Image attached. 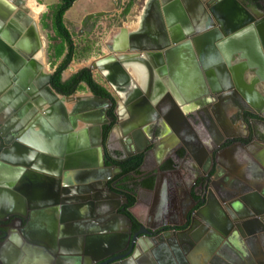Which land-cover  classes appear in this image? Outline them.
<instances>
[{
  "label": "water",
  "instance_id": "obj_1",
  "mask_svg": "<svg viewBox=\"0 0 264 264\" xmlns=\"http://www.w3.org/2000/svg\"><path fill=\"white\" fill-rule=\"evenodd\" d=\"M150 1L135 30L121 28L108 47L110 54L87 68L98 71L114 93L121 95V102L94 95L91 99L104 102L107 108L114 106V117L109 118L115 123L113 130L129 112L125 131L130 135L128 140L139 144L120 160L150 150L161 152L164 158L172 153L181 133L192 137L195 144H182L187 151L196 148L206 157L198 185L203 206L190 210L184 216L187 224L176 225L179 229L162 227L156 232L157 227L141 224L133 232L131 220L118 211L126 202L125 196L108 185L121 168L107 166L99 153L103 148L100 120L83 118L78 107L68 114L65 101L72 96L60 95L52 88L51 74L41 72L34 79L37 69H18L10 82L0 81V99L7 104L10 100L8 106L14 113L0 127V147L4 145L0 152V223L7 228L14 220L20 224L27 216L28 220L22 229L23 243L14 244L13 229L1 230L0 264H264V168L256 163L247 168L262 186L250 191L246 189L247 181L225 177L219 167L223 145L232 143V150L248 152L259 141L264 144L258 127L264 128V56L251 58L245 40L240 39L248 36L254 21L241 22L243 15L239 13L236 20L243 24L235 28L231 23L225 25L232 21L231 9L219 1L206 5L200 13L194 10L200 16L195 24L201 25L191 29L186 20H177L184 14L180 7L172 5V0ZM13 11L16 10L0 0V45L4 44L5 50L11 46L6 43L11 33L24 32L28 26L26 21L21 29L17 27L23 14ZM98 16L105 13L88 15L83 28ZM235 38L239 41L233 49ZM254 42L259 45L257 40ZM32 47L29 42V56H34L41 45ZM196 55L202 73L194 65ZM258 61L263 64L255 65ZM171 67L178 68L185 83L186 91H180L179 97L169 94L173 91L167 74L172 72ZM128 70L131 74H127ZM24 75L29 79L24 81ZM146 79L149 83L144 92ZM62 80L65 81L63 74ZM21 91L27 94L23 101L19 100ZM238 100L249 107L250 119L239 114L237 122L246 128L234 134L226 130L221 118L226 117L224 105ZM162 104L170 106L175 125L168 123L165 116L164 130L158 127L157 141L149 146L143 131L152 124V115ZM218 106L223 109L220 115L216 112ZM199 113H204L215 133L211 143L201 142L202 128L196 125L192 130L187 123L190 115L200 119ZM78 120L96 125L97 142L89 140L87 130L75 132ZM169 126L176 128L169 132ZM238 138L241 140L236 142ZM168 141L172 144L166 146ZM206 210L217 214L216 226L200 221Z\"/></svg>",
  "mask_w": 264,
  "mask_h": 264
},
{
  "label": "crops",
  "instance_id": "obj_2",
  "mask_svg": "<svg viewBox=\"0 0 264 264\" xmlns=\"http://www.w3.org/2000/svg\"><path fill=\"white\" fill-rule=\"evenodd\" d=\"M2 1L7 6H10L16 10L13 11V14H15V12L23 13V18L25 22L28 21V26L27 28H25V31L26 30L34 31L35 42L36 43L39 42V44L41 45V52L42 53L43 51L45 52V55L47 57L48 67L50 68L51 66L49 64L47 51L49 46V38L51 37L52 32L46 30L45 27H43L45 25V24L43 25V16L46 17L48 15V9L56 5L58 3V0H2ZM79 1L80 0L75 1L71 7H73ZM112 4L113 7L99 12L101 13L109 12L110 13L109 18H113V17L116 18L118 22H120L122 26L125 27L126 26L125 22H127L128 15L131 14V8H134L135 6L133 4V0H112ZM240 5L241 6L239 8L238 7L234 8L232 19L233 18L237 19V15L241 12V10H243V12H246L247 15L250 16V18L254 19V22L251 24L252 33L251 32L249 33V38L245 37V39L244 38H240V39L242 42L245 40L244 45H246L249 48V55L251 56V58L257 59V57L264 56V7L253 6L248 4L244 6L243 4ZM145 7L146 5L143 6V8L141 7V9L139 10L138 20L139 17L143 15L142 12ZM123 12H127L125 17H123ZM86 14L87 13H85L83 17ZM236 26L237 25H235V27ZM67 29L69 30L68 27ZM120 29L116 34L109 35V38H107V45H106L107 53L103 57H106L110 54V50L108 49V47L115 42ZM86 40H87V36L82 37L80 39L78 38L77 42L79 44V43H83ZM255 40L258 41L259 45H257V43L254 42ZM237 41H239L238 38H235L233 40L232 43L234 47L236 46ZM93 54H94V50H92L87 55L89 61L93 60L90 66L103 58V57L101 58L99 57L96 60V58L93 57ZM120 57H122V55ZM83 60H87V59L85 58ZM72 62H75V60ZM58 63H60V61ZM258 63H255V65L260 66L263 64L260 63L259 61ZM89 67L85 66L83 69H87ZM54 69L55 68L52 69L53 72ZM259 70H263V69L260 68ZM66 71L67 69L63 72V75H65L64 73ZM95 72H97L99 77L102 78L101 74L98 71ZM127 72H128L127 74H131V70H128ZM172 74L173 73L170 71L169 83L171 85L170 88L173 91H169L170 92L169 94L173 97L176 96L179 97L181 95L180 91H183V89H185L186 91L185 83L181 80L180 82L176 81ZM72 75L64 77L65 81L68 80ZM94 77H95L94 80L98 82L100 85H102L104 88H106V90L112 95L115 101L121 102L119 100V96L121 97V95L115 94L113 88L110 87L103 80V78H102L103 83H101L98 80H96L95 73L93 74V78ZM92 96L93 95L87 88L82 92H76L74 95H72V97L69 100H66L65 102L67 113L70 114L74 110V108L78 107L79 114L82 115V117L85 119L93 118L97 120L102 118L103 106L105 103L104 102L101 103L97 100L91 99ZM128 118H129V113L128 111H126V118L121 119L119 121L120 125H117V127L113 131L114 137H116L117 140L119 141L126 142L130 136L125 131V123L127 122ZM121 125L123 126L121 127ZM207 128L209 127L207 126L205 129L202 128V130H200L199 133L200 136L199 138L200 140H202L201 142L203 143H207V142L211 143V141L214 140L212 139V137H214L212 136L214 132L213 131L211 132L210 128L209 129ZM229 128L234 134L244 132L243 128L239 127V125L236 123L234 125H230ZM82 130H87L86 136L89 138V140L92 143L97 142L98 139L97 135L99 133V130H97L96 125L87 124L86 122H82L78 120L76 123L75 132H79ZM259 132L264 136L263 127L260 126ZM146 137L148 138L147 135ZM168 137H174V136L169 135ZM176 138H177L176 139L177 145L174 147L173 149L174 151L171 156L161 158L162 157L161 152L159 151L153 152L150 150L149 152L146 153L143 165L141 166L140 169L141 175L140 176L132 175L134 178L140 179L142 176L155 173L159 168L161 171L162 165L165 162H167V160H172L176 166V170L173 171L175 172V176L169 177V179L164 178V180L160 178L156 188L152 190L145 189L142 187L136 188V203L131 209V212L141 224H145L146 226H155L158 223H166V224L170 223L172 226L179 224L183 225V223L185 222L184 216L188 214V212L192 208L199 209L203 206V204L199 202V194L197 191V187L193 186V180L191 179V177L192 175L194 177L198 172H201V169L205 166L206 157L203 156V154L200 151H198L196 148L191 147L190 152L187 151L185 146L182 144L183 141L193 142L195 144V140L192 137H189L188 135H184L181 133V135ZM239 140L240 139L238 138L235 141L238 142ZM171 141L175 142L174 139H171ZM110 146H112V144H110ZM194 146L196 147V145ZM128 148L131 149L132 145L128 144ZM112 150L121 151V146L119 149H112ZM179 152L184 153L183 157L179 156ZM251 163H256L260 167L264 168V144H262L260 141L256 143V146L252 147L251 150L248 152L241 148H237L234 151L232 150L231 147H226L224 151L220 152L219 167L224 170L225 177L226 175H231L235 179H241V178L244 179L245 181L248 182V186H249V188L246 187V189L250 191L261 189L262 187L258 182H256L258 179L255 178L251 174V172L248 171L247 169ZM168 172L170 171H165L163 173L167 174ZM180 177L182 178L181 179L182 181H180ZM73 218L76 219V215L73 216ZM200 221H202V223L208 222L211 225L215 224L214 226H216L217 214H215L212 211L206 210L202 212V218Z\"/></svg>",
  "mask_w": 264,
  "mask_h": 264
},
{
  "label": "flooded vegetation",
  "instance_id": "obj_3",
  "mask_svg": "<svg viewBox=\"0 0 264 264\" xmlns=\"http://www.w3.org/2000/svg\"><path fill=\"white\" fill-rule=\"evenodd\" d=\"M147 1L148 0H143L142 5H141L142 8H143V6H145ZM219 1L222 2L223 5H226V4L228 5V7L231 9V14H233L234 8H237V7L239 8L241 6L240 4H243V6L248 4V5H253V6H263L264 7V0H176V1L172 0V5H175L176 7L177 6L180 7L182 9V11H183V14H184V16L183 15L177 16V20H179V19L183 20L184 19L189 24V27L191 26L190 27L191 29H193L195 27L197 29L198 25L200 26L201 23L195 24V21H196V18L197 17L200 18V16L197 15V14H194V10H196V13L197 12L200 13L201 12L200 10L203 7H205L206 5H209V4H213L214 5L215 3H220ZM152 5H154V2L151 3V6ZM141 7H140V9H141ZM226 11L229 13V9H227ZM240 14L243 15V18H242L243 20L241 21L243 23H246V22H248L247 20L252 19V18H250L249 15H247L246 12H243V10H241ZM231 20L232 21L227 22L225 25H229L231 23V26L233 28H235V25L239 26V25L243 24V23L237 22V20L234 19V18L233 19L231 18ZM252 20L254 21V19H252ZM24 22H25L24 18H20L19 22L17 23V27H20V29H21V24L23 25ZM225 25H223V26L225 27ZM27 31L28 30L23 32L22 30H20L19 34L18 33H11V35L9 36L10 37L9 42L8 41L6 42V43H8V45H11L9 47V50L3 49V45L4 44L0 45V81L3 80L4 84L6 82H10L12 80V77L14 75H16V74H13V72L15 70H18V69L26 68L30 72L35 70V69H37V74L35 73V76L32 77L34 79H37L38 75H40L41 72L43 74H48L45 71H43V69H42L43 68V63H42V59L38 58L39 53L37 54V56L36 55L33 56L32 54H31V56L28 55L29 54L28 43L30 42L32 44V46L34 47V46L38 45L39 42H37V44L35 45V43H33L34 39H32L31 36L29 37L28 40L23 39V38H26V35H27L26 32ZM13 32H14V30H13ZM247 37H249V34H248ZM190 45L193 46L192 41L190 42ZM231 46H232L233 49H235L233 43L231 44ZM39 51H40V49H39ZM193 53H195V52H193ZM42 55H43V53H42ZM196 61H197V63L194 64L195 68L197 67L196 69H200V71L202 73V69H201L202 66L199 64L200 60L197 57V55H196ZM198 64H199L200 67L198 66ZM230 64L234 65V61L232 63H230ZM38 65H40L41 68L38 69ZM143 68H144L145 75L148 78L147 69L144 66H143ZM226 68H228V67H226ZM6 69H8L7 72H6ZM191 69H194V66H191ZM219 71H221V70H219ZM52 74H53V72L51 73V76H52ZM167 74H169V72H167ZM19 78L22 80V76L18 77V79ZM23 79H24V81H26V80L29 79V77L24 75ZM50 80H51V78H50ZM148 83H149V79L148 80L146 79L144 92L148 89ZM10 86L8 88H10ZM26 95L27 94H26L25 91H21V96L19 97V100L23 101L24 97ZM0 96H1V94H0ZM110 99L113 102L115 101L114 98L112 97V95H111ZM10 103L11 102L9 100L8 104H10ZM8 104L0 99V113H1L0 114V127L2 126L3 123L7 122L9 120V118H11L14 115V113L12 111V108L10 106H8ZM169 108H170V106L168 104H164V105L162 104V105H160V107H157L158 111L155 110L154 114L152 115V118H154L153 121H152V124L147 125V127L143 131V133H145V135L148 136L147 141H148V145L149 146L157 141L156 133L159 130L158 127H162V129L164 128L163 127L164 126V122H163L164 119L163 118L165 116L167 117V122L168 123L172 124V126L175 125L174 124L173 115H170ZM224 108H225L224 111L226 112V117L225 118L223 117L221 119H222V123L224 124L226 130L230 132L231 130H230L229 126L230 125H234L236 123V124L239 125V127L243 128V130L245 131L246 127L243 126L240 122H237V118H238V115L240 114L245 120H249L250 119L249 118L250 115L247 112V109L249 108V107H247V104L245 102L241 101V100H238L237 103L233 102L230 105L225 104ZM218 109L219 110L216 111V112H218L219 115H220V112L223 109H222V107H219V106H218ZM103 111L104 112H102V118L97 119V120H100L99 123H101L100 135H101L102 144H103V148L99 150L100 151L99 153H100L101 157L103 158L104 162H106L107 156L112 157L115 160L122 161L120 159L123 157V155L127 151H131L132 149H134L136 147V143L139 144V142H134V141H130V140H127L126 142H123V141L117 140V138L114 137V135H113V131L114 130L112 129V127H113V125L115 123H114V121H112V122L109 121V118L114 117V106H112L111 108H107L104 105L103 106ZM104 113L107 114V118L104 117ZM199 116H200V119L198 117H196L195 115L188 116L187 123L189 124V126H191L190 129L194 130L196 125H198V128L199 127L203 128V123H205L206 127L207 126L209 127V122L207 121L204 113L203 114L199 113ZM201 118L204 119V122H202ZM129 120L127 122H129ZM234 120H236L235 123H234ZM135 121H137V120H133V122H135ZM127 122L125 123V130H127V128H128ZM108 126H110V129L108 131L107 138L104 140L103 139V130H104L105 127H108ZM256 126H258V125H256ZM260 126L261 125H259L258 127L260 128ZM168 128L170 129L169 130V132H170L172 129L176 128V126H174L173 128L171 126H169ZM247 129L250 132V129H251L250 126ZM98 135H99V133H98ZM98 135H97V137H98ZM248 137H251V134ZM110 144H112V146H114V147L110 146ZM128 144L132 145L131 149L128 148ZM141 144H142V141H141ZM171 144L172 143L170 141L166 142V146L171 145ZM231 144L232 143L223 145V147H221V151H224L226 147H231L232 148ZM120 146H121V151L112 150V149H119ZM3 148H4V145L1 143L0 152H2ZM173 151L174 150H172V153H170L167 157L171 156L173 154ZM143 155H144V159H145L146 154H143ZM107 166H110V165H107ZM159 170H160V168H159ZM174 170H176V166H175V168L173 170H161V171L165 172V171H174ZM162 172L159 174L158 169H157V171L155 173H151V174H155V176H156L155 183H156L157 180L159 181L160 178H162L164 180V178L165 179L166 178L169 179V177H174L175 176V172H168L167 174L166 173L162 174ZM209 174H210V172H208V175ZM146 176H148V175H146ZM201 177H203L201 175V172L197 173L194 177H193V175L191 177V179L193 180V186L197 187V191H198L199 195L202 194V190L200 188H198L199 179ZM181 179L182 178L180 177V181H182ZM172 180H174V179H172ZM108 185H109V182H108ZM154 188H155V184H154L153 189ZM122 206L118 209V211L122 210ZM193 209L194 210H198V208L197 209L192 208L191 210H193ZM27 220H28V216L24 219V222L22 224L19 223L20 222L19 220H14L10 226H7V228H4V223H0V238L2 237L1 230L9 231V229H13L12 236L14 238V241H13L14 244H16L17 242L23 243L24 240H25V235H24L22 229H23L24 224L27 222ZM186 224H187V221L185 220V222L183 223L182 227L185 226ZM148 227H152V226H148ZM155 227H157L156 232H160L162 227H165L164 229H168V228H172V227L175 229L176 225L172 226V225H169V223L168 224H166V223H158L157 225H155ZM176 229H179V228H176ZM2 242L3 241L0 240V245L2 244ZM42 242H43V240H42ZM41 247L43 248V245Z\"/></svg>",
  "mask_w": 264,
  "mask_h": 264
},
{
  "label": "trees",
  "instance_id": "obj_4",
  "mask_svg": "<svg viewBox=\"0 0 264 264\" xmlns=\"http://www.w3.org/2000/svg\"><path fill=\"white\" fill-rule=\"evenodd\" d=\"M77 0H58V3L48 9V15L43 16V27L52 32L49 38V46L47 56L51 68H55L51 76L52 88L64 96H72L76 92L89 89L92 95L110 99V93L94 80L92 74L87 69H82L72 75L68 80H62L63 72L69 67L72 61L82 60L87 58L91 52V46L85 45L81 50L74 44V35L69 31L64 23V15ZM127 12H123L125 17ZM60 61V63H58ZM110 126L103 130V139L108 135ZM184 153L179 152V156L183 157ZM144 161V155L138 154L127 158L126 160L118 161L107 156L106 165L118 166L121 172L109 181V187L116 193L125 196L126 202L122 206V213L131 220V228L136 232L141 223L131 213V208L136 203V188L142 187L145 189H153L155 184V174L142 176L140 179L134 178L132 175L140 176V169ZM175 163L168 160L161 170H173Z\"/></svg>",
  "mask_w": 264,
  "mask_h": 264
},
{
  "label": "rangeland",
  "instance_id": "obj_5",
  "mask_svg": "<svg viewBox=\"0 0 264 264\" xmlns=\"http://www.w3.org/2000/svg\"><path fill=\"white\" fill-rule=\"evenodd\" d=\"M143 0H133L134 8H131V14L128 15V19L126 23V29L133 31L137 26L138 21V12L142 5ZM113 7L112 0H80L73 7H71L64 17L65 25L69 28V30L74 35V44L78 46V50H81L85 45L91 46V49L94 50L93 57L96 60L100 57H103L107 53V38L109 35H114L118 32L120 28H125L122 26L120 22L116 18H109V12L105 13V16H98L92 18L87 26L83 28V22L85 18L92 13H101L99 11L107 10ZM87 13L84 17L83 15ZM128 31V32H130ZM87 40L83 43L77 42L78 38L86 37ZM91 50V51H92ZM43 69L46 73L51 74L53 72L52 68L48 67L47 57L45 52L43 51ZM87 60H75V62H71L67 71L64 73L63 77H67L70 75H74V73L79 72L85 66L89 67L92 61ZM95 73L96 80L103 83L102 78L99 77L98 73L93 71L91 72L92 77ZM95 79V77H94ZM82 92V91H81Z\"/></svg>",
  "mask_w": 264,
  "mask_h": 264
},
{
  "label": "bare ground",
  "instance_id": "obj_6",
  "mask_svg": "<svg viewBox=\"0 0 264 264\" xmlns=\"http://www.w3.org/2000/svg\"><path fill=\"white\" fill-rule=\"evenodd\" d=\"M174 9V8H173ZM25 32V31H24ZM32 37V39H34V41H33V43H35V45L37 44L36 42H35V34H34V31L33 30H31V31H29V32H27V35H26V38H23V39H26V40H28L29 39V37ZM15 42V41H14ZM32 42V41H31ZM13 48V47H12ZM39 53V56H38V58H40V59H43L42 57H43V55H42V52H41V48H40V51H38V50H36L35 51V53H34V55H36L37 56V54ZM29 59V58H28ZM97 62H95V64H96ZM173 66V65H172ZM172 68V73H173V77L175 78V80L176 81H178V82H180V80H181V78H180V73H179V71H178V68L177 69H175V67H171ZM15 70V69H14ZM182 72H185L184 70H181ZM132 72V71H131ZM134 73H136L135 71H134ZM43 75H46V74H43ZM182 75V74H181ZM127 98V97H126ZM73 101V100H72ZM66 102V101H65ZM71 103V102H70ZM73 103V102H72ZM66 104V103H65ZM67 106V105H66ZM11 110V109H10Z\"/></svg>",
  "mask_w": 264,
  "mask_h": 264
}]
</instances>
